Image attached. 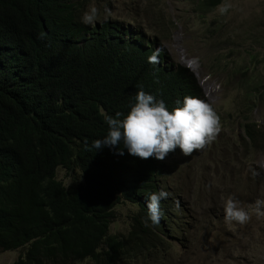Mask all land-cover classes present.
<instances>
[{
	"label": "trees",
	"instance_id": "16d2710c",
	"mask_svg": "<svg viewBox=\"0 0 264 264\" xmlns=\"http://www.w3.org/2000/svg\"><path fill=\"white\" fill-rule=\"evenodd\" d=\"M221 2L197 0V10ZM83 7L0 0V250L19 251L14 264H128L140 255L153 262L164 222L179 211L167 197L158 222L148 219L147 197L165 191L168 157H133L123 142L124 155L97 151L93 142L107 135L106 117L126 115L140 90L169 110L186 96L208 103L194 74L171 63L155 39L110 19L85 25ZM261 82L252 81L257 94ZM256 133L244 125L250 143ZM58 169L79 170L81 183L65 187ZM123 203L138 212L127 235L112 234Z\"/></svg>",
	"mask_w": 264,
	"mask_h": 264
},
{
	"label": "rangeland",
	"instance_id": "374dc122",
	"mask_svg": "<svg viewBox=\"0 0 264 264\" xmlns=\"http://www.w3.org/2000/svg\"><path fill=\"white\" fill-rule=\"evenodd\" d=\"M83 13L117 21L165 48L170 62L188 68L219 117L215 140L185 155L168 156L162 183L167 203L179 208L164 222L167 235L152 262L140 255L128 264H264V0H222L207 13L197 0H79ZM93 24V25H95ZM259 140L250 143L244 125ZM65 187L81 183L79 170H57ZM234 196L249 214L229 221L224 205ZM110 233L127 235L138 207H115ZM172 217V218H171ZM19 251L0 250V264H14Z\"/></svg>",
	"mask_w": 264,
	"mask_h": 264
},
{
	"label": "clouds",
	"instance_id": "9594fccd",
	"mask_svg": "<svg viewBox=\"0 0 264 264\" xmlns=\"http://www.w3.org/2000/svg\"><path fill=\"white\" fill-rule=\"evenodd\" d=\"M98 18L99 9L92 6L83 13L81 22L93 25ZM177 105L169 110L163 99L138 91L135 103L126 115L117 113L115 117H106L108 133L93 142L94 148L97 151L115 149L118 155H124V150L119 149L123 142L124 149L133 157L163 161L177 150L190 155L215 140L220 122L208 103L198 97L186 96L182 102L178 100ZM167 196L168 193L161 190L147 197L148 219L152 223L158 222L160 201ZM261 206L264 201H257L258 211ZM224 212L229 221L245 223L249 219L248 212L231 195L225 202Z\"/></svg>",
	"mask_w": 264,
	"mask_h": 264
}]
</instances>
